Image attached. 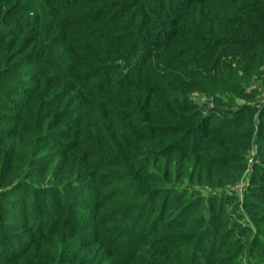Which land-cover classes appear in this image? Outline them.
Segmentation results:
<instances>
[{"label":"trees","instance_id":"trees-1","mask_svg":"<svg viewBox=\"0 0 264 264\" xmlns=\"http://www.w3.org/2000/svg\"><path fill=\"white\" fill-rule=\"evenodd\" d=\"M108 1L0 0V264H264L257 213L244 245L194 190L224 187L250 111L222 45L264 50V0Z\"/></svg>","mask_w":264,"mask_h":264},{"label":"rangeland","instance_id":"rangeland-1","mask_svg":"<svg viewBox=\"0 0 264 264\" xmlns=\"http://www.w3.org/2000/svg\"><path fill=\"white\" fill-rule=\"evenodd\" d=\"M118 1V0H117ZM107 2H109L107 0ZM157 10V9H156ZM138 10H129L128 13H134ZM158 14V17L160 20H163L164 15H161V13L157 10L155 11ZM159 28L156 26H149L150 30H152V35L158 33L159 31H162L167 27L165 23L160 24ZM146 31L147 28H144ZM149 33L145 34V37L148 39V41H153L154 37H152ZM226 34L224 38H227ZM258 39V37H255ZM222 53L224 55L227 54V62H225L224 66L225 68L232 67L237 68V70H245L247 66V74H241V72L238 71L239 76L243 77V84L238 87L237 90H239L238 95H235L234 93H227L228 89L226 85L222 86L220 85L219 88H224L226 94L233 95V101L235 102V108H233L232 112H239L240 110L243 111V109L250 111L246 116L243 117L241 120V125L239 126L241 131L236 132L238 128L232 133L233 135L230 137H237L238 134L241 135L238 137L239 144L234 146L231 151L226 150L225 155L215 157V162L220 161L225 166V171L222 172L220 170H217L216 174L220 175L221 178L218 181H222V184L224 187L217 188V189H210L208 187H202L195 185L196 191H199L202 193L203 197L210 200V198H220L222 196L224 197H231L234 199L233 205L226 204L225 200L220 204V206L217 207V211L219 212V215L223 216L222 223L223 228L221 231H228L233 233L235 238H238V241H241V243H244V245L247 243L246 241H252L254 236L257 234L254 221L252 220V216L256 215L257 218H260L264 221V186L263 184V178H264V166H262L261 159H264V149L260 146L253 144L252 148L248 150V152L244 153V144L249 140V136L244 138L246 136L244 132V126L249 125L252 123V125L256 128L255 134L251 137L252 142L253 141H260L262 145H264V50H258L257 48L253 49H247V48H233L228 43H223L222 45ZM231 47V48H230ZM219 49H215L214 52L217 53ZM230 57V58H229ZM245 59V62L243 61ZM238 63L236 65L235 63ZM223 63V62H222ZM245 63V64H243ZM233 64V65H232ZM241 67V69H240ZM246 73V72H245ZM250 79V81H248ZM239 84L242 83V80L238 82ZM232 91V90H231ZM230 92V91H229ZM193 99L196 103H199L201 105H206V112L205 115L209 111H213L217 108L216 104L214 103L213 99H205L198 94H194ZM230 112V113H232ZM230 120L235 119L237 117L235 114L230 115ZM252 120V122L250 121ZM215 139V140H214ZM213 139V146L215 148L213 149H219L218 146L220 138H214ZM223 140V139H222ZM221 141V140H220ZM242 153H244V157L242 156ZM217 159V160H216ZM240 159H242V162L240 163ZM244 167V170H241V167ZM242 167V168H243ZM261 169H263L261 171ZM215 174V175H216ZM237 181L234 184L229 185V183L225 184L226 181H230V179L236 178ZM184 188L188 185H183ZM263 187V188H262ZM254 192L255 194L259 195L258 198L251 197L249 194ZM248 204L250 206H248ZM249 208H255L257 212L250 211ZM254 210V209H253ZM246 229V230H245ZM241 230H245L248 237L246 239H242L240 236ZM225 236V233H223ZM264 237V236H263ZM227 240V238H226ZM230 242H234L233 247H228V245H231ZM241 243H236L235 241L230 239L229 242H227V245H225V251H228L230 249H237V247L242 245ZM261 243L264 247V238H262ZM210 244V243H209ZM211 245V244H210ZM209 245V246H210ZM247 245V244H246ZM246 245L242 247V253L243 258H241V254H239V257L237 258L238 264H247L246 263V257H245V251H246ZM259 247V246H258ZM219 247L216 246L213 250V253L218 252ZM213 255V254H212ZM212 255L210 256L212 258ZM215 255V254H214ZM227 256H224L225 259ZM214 259V258H212ZM217 259V257H215ZM232 263V262H231ZM253 263V262H251ZM255 263V262H254Z\"/></svg>","mask_w":264,"mask_h":264}]
</instances>
